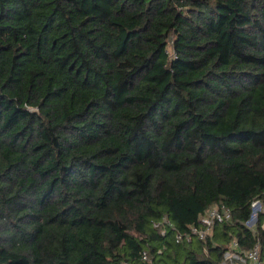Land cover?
Masks as SVG:
<instances>
[{"label": "trees", "instance_id": "trees-1", "mask_svg": "<svg viewBox=\"0 0 264 264\" xmlns=\"http://www.w3.org/2000/svg\"><path fill=\"white\" fill-rule=\"evenodd\" d=\"M255 200L264 0H0V264H222Z\"/></svg>", "mask_w": 264, "mask_h": 264}, {"label": "built area", "instance_id": "built-area-1", "mask_svg": "<svg viewBox=\"0 0 264 264\" xmlns=\"http://www.w3.org/2000/svg\"><path fill=\"white\" fill-rule=\"evenodd\" d=\"M252 215L246 226L255 231L259 214L264 212V206L260 200L252 202ZM232 220V212L230 208L225 205H215L211 207L207 214L202 218V224H193L189 231L178 232L176 234L177 240H182L184 237L190 238L191 235L197 236L199 239L205 240L212 232L213 226L217 222H228ZM165 221H168L165 219ZM264 227V224L262 225ZM149 255L146 251L142 253V261H148ZM222 264H264V245L262 239L257 236L256 243L253 247L246 249L240 246L238 241L234 239L229 247L225 250Z\"/></svg>", "mask_w": 264, "mask_h": 264}]
</instances>
